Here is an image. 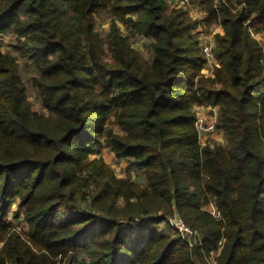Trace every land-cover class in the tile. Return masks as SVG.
<instances>
[{
	"label": "trees",
	"instance_id": "trees-1",
	"mask_svg": "<svg viewBox=\"0 0 264 264\" xmlns=\"http://www.w3.org/2000/svg\"><path fill=\"white\" fill-rule=\"evenodd\" d=\"M193 3L223 29L213 77L199 22L168 0H0V34L37 70L44 110L0 47V264H264V0ZM203 106L218 107L225 146L201 144ZM102 145L129 178L91 159ZM177 215L202 242L161 229Z\"/></svg>",
	"mask_w": 264,
	"mask_h": 264
},
{
	"label": "rangeland",
	"instance_id": "rangeland-1",
	"mask_svg": "<svg viewBox=\"0 0 264 264\" xmlns=\"http://www.w3.org/2000/svg\"><path fill=\"white\" fill-rule=\"evenodd\" d=\"M219 3H216V5H218ZM180 10H184L186 12H188L190 10H194V12H197L199 10V7L193 3V0H191V7L190 8H181ZM190 17V15H189ZM191 18V17H190ZM192 19V18H191ZM193 20V19H192ZM112 18L106 14H98L96 16V27L97 30L102 34V35H107L110 31V26L112 24ZM194 22H199V26L196 29V37L198 40V37L200 38V32L204 33L206 35L209 36H213L214 40H215V48H216V37L219 34H224L223 33V29L222 27L217 23L214 24L212 26H207L206 24H203V21H198V20H193ZM118 26L124 31V33H127L126 29H124V25L122 23H119ZM260 34H257L256 37L258 38ZM0 47L1 50L6 53V52H12L15 53V55L17 56V58H19V64H20V71L24 80V83L27 87V96H28V100L32 106V109L34 111L37 112H43V108H42V104H41V98L38 94V92L34 89L33 85H32V79L35 76H38V72L37 70L34 68V66L26 59L22 58L20 53H16L14 50V45L16 43V37L10 33H6V34H0ZM255 37V38H256ZM261 39V38H260ZM262 40V39H261ZM132 41L134 43V46L136 47V49L140 50L144 55H147L148 50H147V42L139 37H132ZM263 41V40H262ZM261 41V42H262ZM214 62H216V57H215V50H214ZM218 62H216L215 64H217ZM207 69H211V67H205L204 70ZM203 70V72H204ZM206 77V76H205ZM200 108V107H199ZM202 108V107H201ZM197 110V109H196ZM117 131H119V129L115 128ZM200 142L203 146L206 145H215V144H219V145H226V139L224 137V134L222 131L217 129V132L215 134L212 135H205L203 137L200 138ZM94 158H103L105 163L107 165H109L111 167V169L113 170V172L115 173L116 177L118 179H127L129 178L128 174H127V168H128V163L125 161H119L115 155V153H113L110 148H108L106 145H102L100 146L96 153L94 155L91 156V159ZM131 180L134 182H137L143 186L146 185L144 178L139 177L138 175H133L131 177ZM213 202V201H211ZM214 203V202H213ZM204 210H206L208 212V208L207 205H203L202 207ZM15 210V205L12 207V209L10 210V213L7 217L8 221H10L14 226H17L19 231H24L27 232L28 229V225L25 221H22L21 219H15L13 217V211ZM214 217V216H213ZM180 218V219H179ZM181 216L177 215V216H169L168 219H166V221L163 222L162 224V230H165L167 232H170L171 234H175L174 233V229L176 230H181L180 229V225L178 224L179 220H181ZM170 220H172V222H170ZM182 221L184 222V224L186 225V227L188 229H191L186 223L185 221L182 219ZM193 230V229H191ZM190 230V231H191ZM195 231V230H194ZM197 232V231H196ZM181 235H183V233H181V231L179 232ZM186 235H188L189 237L187 238L188 240L191 239L190 235L186 233ZM199 235V233H198ZM184 236V235H183ZM185 238V236H184ZM194 238L191 240L192 245H194L195 243H193ZM196 241V240H195ZM3 243L0 242V249L2 248ZM221 250V249H220ZM219 252L213 253L211 255L210 258H208V264H216V258L218 257ZM197 264H203V263H199L197 262Z\"/></svg>",
	"mask_w": 264,
	"mask_h": 264
},
{
	"label": "built area",
	"instance_id": "built-area-1",
	"mask_svg": "<svg viewBox=\"0 0 264 264\" xmlns=\"http://www.w3.org/2000/svg\"><path fill=\"white\" fill-rule=\"evenodd\" d=\"M168 3L170 4V7L175 8V9L190 8L191 7V0H168ZM189 15L195 21L196 20L203 21L206 18L207 13L204 12L203 10L199 9L197 12H194V10H190ZM199 36H200V38L198 37V42L200 45V49H201V51H202V53L206 59V67H211V69H212V76L211 77H213L216 67L219 66L218 63L215 64L217 61L214 62V60H215V58H214L215 40H214L213 36H209V35H206V34L201 33V32H200ZM253 36L256 37V35H253ZM0 37H2V36H0ZM203 75L205 76V74H203ZM203 107L211 108L210 106H203ZM196 115H197V120H196L195 126H196L198 133H199L200 138L207 135V134L212 135V134H215L217 132L216 126H217V121H218V115L206 114L205 116H201L200 114L197 113V110H196ZM207 208H208V212L211 215H213L217 220L222 219V214L218 210V208L216 207L215 203L209 202L207 204ZM170 222H172V220H170ZM178 222H179L178 224L180 225V229H181L180 231H181V233H183L185 238L187 239L189 237L188 235H186V233L190 235L191 239L190 240L187 239V240L189 241V243L191 245H192L191 240L193 238H194L193 243H195V244L202 242V238H201L200 234L198 235V232L191 230V229H188L186 227V225L184 224V222L182 221V219L179 220Z\"/></svg>",
	"mask_w": 264,
	"mask_h": 264
},
{
	"label": "crops",
	"instance_id": "crops-1",
	"mask_svg": "<svg viewBox=\"0 0 264 264\" xmlns=\"http://www.w3.org/2000/svg\"><path fill=\"white\" fill-rule=\"evenodd\" d=\"M256 39L258 41H260V42L262 41V43H264V35L263 34H260L258 36V38L256 37ZM203 74H205V76H207V77H211L212 76V70H210V69L204 70ZM197 113L200 114L201 116H205L206 114H210V115L215 114V115L219 116V109H218V107H211V108L202 107V108H197Z\"/></svg>",
	"mask_w": 264,
	"mask_h": 264
}]
</instances>
